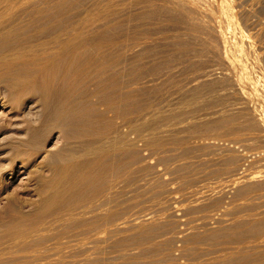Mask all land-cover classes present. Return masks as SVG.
Instances as JSON below:
<instances>
[{
  "label": "rangeland",
  "instance_id": "1",
  "mask_svg": "<svg viewBox=\"0 0 264 264\" xmlns=\"http://www.w3.org/2000/svg\"><path fill=\"white\" fill-rule=\"evenodd\" d=\"M0 264H264V0H0Z\"/></svg>",
  "mask_w": 264,
  "mask_h": 264
},
{
  "label": "bare ground",
  "instance_id": "2",
  "mask_svg": "<svg viewBox=\"0 0 264 264\" xmlns=\"http://www.w3.org/2000/svg\"><path fill=\"white\" fill-rule=\"evenodd\" d=\"M224 3H225V2H224ZM230 9H231V8H230ZM227 21H228V20H227ZM231 25H232V24H231ZM231 25H230V26H231ZM253 33H254V32H253ZM262 34H263V33H262ZM247 36H248V35H247ZM243 42H244V41H243ZM248 43H249V42H248ZM243 44H244V43H243ZM255 55H256V54H255ZM257 78H258V77H257Z\"/></svg>",
  "mask_w": 264,
  "mask_h": 264
}]
</instances>
